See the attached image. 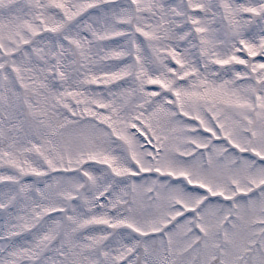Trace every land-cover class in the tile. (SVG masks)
I'll return each instance as SVG.
<instances>
[{
	"label": "snow or ice",
	"instance_id": "1",
	"mask_svg": "<svg viewBox=\"0 0 264 264\" xmlns=\"http://www.w3.org/2000/svg\"><path fill=\"white\" fill-rule=\"evenodd\" d=\"M0 264H264V0H0Z\"/></svg>",
	"mask_w": 264,
	"mask_h": 264
}]
</instances>
